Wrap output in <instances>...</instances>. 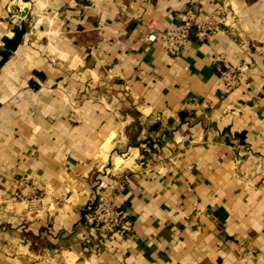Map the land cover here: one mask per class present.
I'll return each mask as SVG.
<instances>
[{
	"label": "crops",
	"instance_id": "0c3cea01",
	"mask_svg": "<svg viewBox=\"0 0 264 264\" xmlns=\"http://www.w3.org/2000/svg\"><path fill=\"white\" fill-rule=\"evenodd\" d=\"M8 2L0 264H264V0H28L14 51ZM221 3L232 26L179 56L139 39L143 22ZM227 67L244 70L225 91ZM25 176L48 187L37 207L12 198ZM117 180L127 240L75 252L84 210Z\"/></svg>",
	"mask_w": 264,
	"mask_h": 264
},
{
	"label": "built area",
	"instance_id": "2783aa9c",
	"mask_svg": "<svg viewBox=\"0 0 264 264\" xmlns=\"http://www.w3.org/2000/svg\"><path fill=\"white\" fill-rule=\"evenodd\" d=\"M234 10L221 3L205 14H200L193 9H187L179 21L170 27L161 28L153 20L140 24L139 39L145 49L152 44H158L162 51L170 56H179L190 37L201 39L209 37L223 27H231ZM122 15H119L121 17ZM243 67H227L219 72V77L224 83L225 91L239 83L240 71ZM123 180L104 182L96 201L83 212L82 223L88 228L87 232L80 234V240L73 245V250L87 256H98L103 251H111L114 243L127 240L128 224L124 219L121 209L114 204V197L122 187ZM47 185L37 177H21L18 179L12 198L24 207H37L40 205Z\"/></svg>",
	"mask_w": 264,
	"mask_h": 264
},
{
	"label": "water",
	"instance_id": "95a60500",
	"mask_svg": "<svg viewBox=\"0 0 264 264\" xmlns=\"http://www.w3.org/2000/svg\"><path fill=\"white\" fill-rule=\"evenodd\" d=\"M6 11L8 17H17L18 20L11 26L8 35L1 37V42L4 47L14 51L25 33V23L29 16L28 0H9Z\"/></svg>",
	"mask_w": 264,
	"mask_h": 264
}]
</instances>
